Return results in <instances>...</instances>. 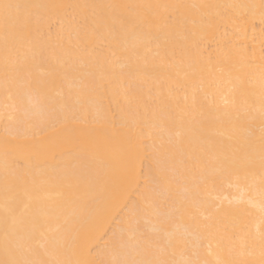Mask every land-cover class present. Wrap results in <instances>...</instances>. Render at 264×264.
<instances>
[{
  "label": "bare ground",
  "instance_id": "6f19581e",
  "mask_svg": "<svg viewBox=\"0 0 264 264\" xmlns=\"http://www.w3.org/2000/svg\"><path fill=\"white\" fill-rule=\"evenodd\" d=\"M5 3L0 260L264 264V0Z\"/></svg>",
  "mask_w": 264,
  "mask_h": 264
},
{
  "label": "snow or ice",
  "instance_id": "6c2138e0",
  "mask_svg": "<svg viewBox=\"0 0 264 264\" xmlns=\"http://www.w3.org/2000/svg\"><path fill=\"white\" fill-rule=\"evenodd\" d=\"M13 5L10 4H2L0 5V8H2L4 10L5 13V19H7V15H8V10L10 8H12ZM136 215V209L133 208L130 210L129 212V216H130V228H132L134 230V217ZM0 264H19V262L17 261H6V260H0ZM148 264H152V262H148ZM161 264H163V262H161ZM185 264H201V262L199 260H188L185 262ZM206 264V262H205Z\"/></svg>",
  "mask_w": 264,
  "mask_h": 264
}]
</instances>
